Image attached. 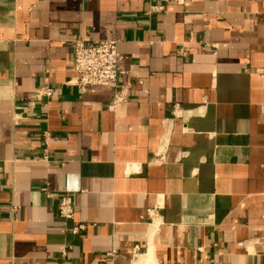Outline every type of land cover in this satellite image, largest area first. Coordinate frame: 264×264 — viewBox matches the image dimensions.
<instances>
[{
	"label": "crops",
	"instance_id": "0c3cea01",
	"mask_svg": "<svg viewBox=\"0 0 264 264\" xmlns=\"http://www.w3.org/2000/svg\"><path fill=\"white\" fill-rule=\"evenodd\" d=\"M75 37L116 42L113 109ZM143 256L264 264V0H0V264Z\"/></svg>",
	"mask_w": 264,
	"mask_h": 264
},
{
	"label": "built area",
	"instance_id": "2783aa9c",
	"mask_svg": "<svg viewBox=\"0 0 264 264\" xmlns=\"http://www.w3.org/2000/svg\"><path fill=\"white\" fill-rule=\"evenodd\" d=\"M73 75L65 83L80 89L89 87H109L115 91L114 98L109 105L113 109L117 103L127 98L125 85L119 84L123 73L120 67L122 56L113 40H90L75 37L72 40ZM51 88H46L45 94L50 95ZM57 214L64 224L72 221L74 216L73 202L70 196L64 195L57 202ZM151 211L149 215H153ZM70 233L78 234L84 229L82 224L66 226ZM110 264V263H105Z\"/></svg>",
	"mask_w": 264,
	"mask_h": 264
},
{
	"label": "bare ground",
	"instance_id": "6f19581e",
	"mask_svg": "<svg viewBox=\"0 0 264 264\" xmlns=\"http://www.w3.org/2000/svg\"><path fill=\"white\" fill-rule=\"evenodd\" d=\"M139 262V261H138ZM152 264L153 263V261H152V259H151V257L150 256H143V257H141V259H140V263L139 264ZM136 264V263H135ZM138 264V263H137ZM154 264V263H153Z\"/></svg>",
	"mask_w": 264,
	"mask_h": 264
}]
</instances>
